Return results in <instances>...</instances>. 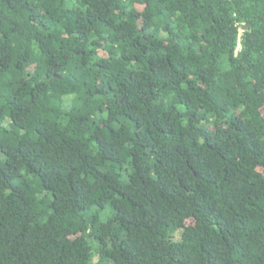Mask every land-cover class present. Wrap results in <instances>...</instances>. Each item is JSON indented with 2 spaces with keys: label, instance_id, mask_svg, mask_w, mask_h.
<instances>
[{
  "label": "trees",
  "instance_id": "trees-1",
  "mask_svg": "<svg viewBox=\"0 0 264 264\" xmlns=\"http://www.w3.org/2000/svg\"><path fill=\"white\" fill-rule=\"evenodd\" d=\"M0 264H264V0H0Z\"/></svg>",
  "mask_w": 264,
  "mask_h": 264
},
{
  "label": "rangeland",
  "instance_id": "rangeland-1",
  "mask_svg": "<svg viewBox=\"0 0 264 264\" xmlns=\"http://www.w3.org/2000/svg\"><path fill=\"white\" fill-rule=\"evenodd\" d=\"M4 159V155L0 152V160Z\"/></svg>",
  "mask_w": 264,
  "mask_h": 264
}]
</instances>
